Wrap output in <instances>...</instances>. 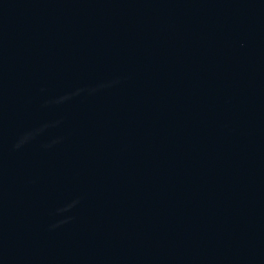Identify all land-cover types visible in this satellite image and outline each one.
Masks as SVG:
<instances>
[{
  "label": "water",
  "instance_id": "water-1",
  "mask_svg": "<svg viewBox=\"0 0 264 264\" xmlns=\"http://www.w3.org/2000/svg\"><path fill=\"white\" fill-rule=\"evenodd\" d=\"M0 264H264V0H0Z\"/></svg>",
  "mask_w": 264,
  "mask_h": 264
}]
</instances>
